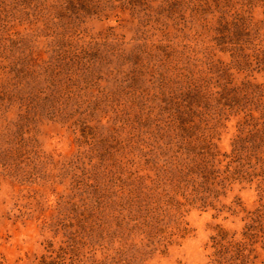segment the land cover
<instances>
[{"label":"rangeland","instance_id":"1","mask_svg":"<svg viewBox=\"0 0 264 264\" xmlns=\"http://www.w3.org/2000/svg\"><path fill=\"white\" fill-rule=\"evenodd\" d=\"M239 14L264 41V0H0V264H216L212 237H239L256 179L233 184L225 207L186 206L190 230L166 241L134 221L121 237L95 192L123 176L144 199L163 101L225 71L245 81L227 69ZM236 133L235 119L218 130L221 152Z\"/></svg>","mask_w":264,"mask_h":264},{"label":"trees","instance_id":"2","mask_svg":"<svg viewBox=\"0 0 264 264\" xmlns=\"http://www.w3.org/2000/svg\"><path fill=\"white\" fill-rule=\"evenodd\" d=\"M231 23L234 39L226 43L234 45L236 60L227 69H243L245 81L232 84V73L225 71L220 75L224 82L217 80L214 89L190 82L175 92L178 96L173 92L163 101L165 119L151 134L146 159L155 174L149 184L150 176L144 177V199L130 177L121 176L98 185L96 208L115 220L121 237L133 231L134 221L144 223V240L166 241L174 234L170 230L182 236L190 230L184 221L186 206L217 209L233 184L256 179L259 204L246 210L240 199L234 201L246 213L239 237L223 227L212 237L216 264H250L264 252V82L255 77L264 72V41L254 36L259 29L242 14ZM231 119L236 120L237 133L231 151L221 152L216 135Z\"/></svg>","mask_w":264,"mask_h":264}]
</instances>
